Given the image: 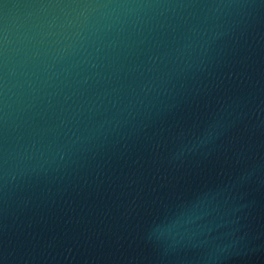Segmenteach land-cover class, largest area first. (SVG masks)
<instances>
[{"label": "water", "instance_id": "water-1", "mask_svg": "<svg viewBox=\"0 0 264 264\" xmlns=\"http://www.w3.org/2000/svg\"><path fill=\"white\" fill-rule=\"evenodd\" d=\"M0 264H264V0H0Z\"/></svg>", "mask_w": 264, "mask_h": 264}]
</instances>
